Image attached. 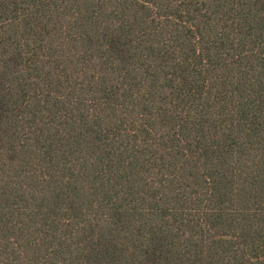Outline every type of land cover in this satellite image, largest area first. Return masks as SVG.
Wrapping results in <instances>:
<instances>
[{
    "label": "trees",
    "instance_id": "16d2710c",
    "mask_svg": "<svg viewBox=\"0 0 264 264\" xmlns=\"http://www.w3.org/2000/svg\"><path fill=\"white\" fill-rule=\"evenodd\" d=\"M0 264H264V0H0Z\"/></svg>",
    "mask_w": 264,
    "mask_h": 264
}]
</instances>
